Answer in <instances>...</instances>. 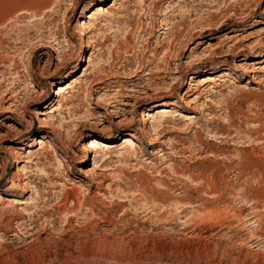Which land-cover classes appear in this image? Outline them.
Here are the masks:
<instances>
[{
    "label": "rangeland",
    "instance_id": "obj_1",
    "mask_svg": "<svg viewBox=\"0 0 264 264\" xmlns=\"http://www.w3.org/2000/svg\"><path fill=\"white\" fill-rule=\"evenodd\" d=\"M0 264H264V0H0Z\"/></svg>",
    "mask_w": 264,
    "mask_h": 264
},
{
    "label": "bare ground",
    "instance_id": "obj_2",
    "mask_svg": "<svg viewBox=\"0 0 264 264\" xmlns=\"http://www.w3.org/2000/svg\"><path fill=\"white\" fill-rule=\"evenodd\" d=\"M197 44V43H196ZM194 48V46L192 47ZM257 55H255L253 57V59H257L256 58ZM241 60H245L244 59H241ZM243 71L246 72V73H251L254 71V68L253 66L252 67H242ZM228 76V72L226 71H223L219 74V76H217L219 79H217L216 75H207V77H205L206 79H204L203 81V84H201V86H205L206 84H210L211 86L212 85H215L216 82L220 81L223 77H227ZM255 77V76H254ZM253 78V77H252ZM256 79V78H255ZM192 82V81H191ZM194 85V82L193 83H190L189 86H192ZM189 91H186L184 94H188ZM169 104V103H168ZM171 110L169 109V106L167 105V103H164L162 104V107H159L158 109L154 110V111H148L147 113L144 114V118H143V121H149L150 119H153L154 121L156 120H159V119H163V118H168L170 117L171 115ZM173 116V115H172ZM146 130V129H145ZM143 132V131H142ZM145 132V131H144ZM147 134V133H146ZM36 141V140H35ZM36 144L37 141L35 142ZM136 143H134V141L131 139V138H127L124 142V145L128 148H135V145ZM17 160L20 159L21 157H16ZM22 158H25V157H22ZM19 162H21L20 160H18ZM27 162V161H26Z\"/></svg>",
    "mask_w": 264,
    "mask_h": 264
}]
</instances>
